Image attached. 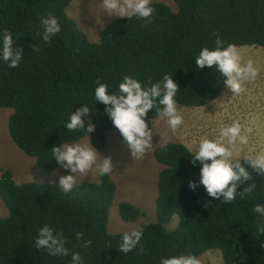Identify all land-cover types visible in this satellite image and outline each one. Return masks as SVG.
<instances>
[{
    "label": "trees",
    "instance_id": "16d2710c",
    "mask_svg": "<svg viewBox=\"0 0 264 264\" xmlns=\"http://www.w3.org/2000/svg\"><path fill=\"white\" fill-rule=\"evenodd\" d=\"M71 1L0 0V33L11 32L14 44L23 49L19 67L0 62V109L12 110L8 132L41 171L59 167L51 155L53 146L86 137L81 131L67 132L63 125L83 104L93 111L90 118L97 127L89 135L96 149L106 147L109 131L120 138L103 114L105 106L95 104L97 81L116 90L124 75L146 84L173 74L181 90L178 105L203 106L225 86L214 68L198 69L195 63L200 49L215 47L213 32L225 46H258L264 51V0H173L176 11L153 1L150 20L114 18L96 42L66 13ZM49 13L58 18L61 32L45 44L41 19ZM149 116L157 119L155 109ZM194 152L178 141H170L167 150L154 149V158L163 165L157 176L155 220L141 226L144 235L127 254L118 249L125 232L108 231L116 191L110 174L74 185L65 194L51 183H17L10 169H3L0 199L8 214L0 216V264H68L70 256L50 257L35 249L34 237L45 224L62 233L66 247L79 252L85 264H159L161 257L191 253L199 258L210 249L220 251L223 264H264V233L252 212L256 203L264 204V172L253 170L244 158L233 159L250 175L237 191L253 184L256 188L253 198L237 197L224 204L222 197H209L203 186L196 191L188 187L190 179L198 178L199 166L190 163ZM118 212L125 221L143 214L125 200ZM174 215L177 225L169 229ZM77 232L92 241L88 248L79 247Z\"/></svg>",
    "mask_w": 264,
    "mask_h": 264
},
{
    "label": "clouds",
    "instance_id": "9594fccd",
    "mask_svg": "<svg viewBox=\"0 0 264 264\" xmlns=\"http://www.w3.org/2000/svg\"><path fill=\"white\" fill-rule=\"evenodd\" d=\"M100 5L110 19L127 18L129 20L135 17L150 20L155 11L151 0H101ZM41 25L45 44L50 43L51 38L61 32L58 18L51 13L41 19ZM213 35L216 37L215 47L200 49L199 54L195 56L196 66L198 69L214 68L224 77V84L228 89L233 93H240L243 91L245 82L256 79L258 68L250 59L247 63H242V56L236 44L229 43L225 46V42L218 33L213 32ZM36 51H39V48ZM22 54L23 49L14 44L11 32L4 30L0 33V62L6 63L9 68H17L22 62ZM179 91H181L179 84L174 81L173 74L165 73L155 83L149 80L146 84L137 78L124 75L116 90H112L108 83L97 81L94 100L96 105L102 103L105 106L103 114L118 130L121 141L130 151L131 158L139 159L154 146L153 121L156 119L152 120V116H149L150 110L155 109L157 119L165 121L172 130H176L184 123V117L178 110L176 99ZM91 113L93 111L89 105L83 104L76 111H71L67 121L63 123L67 132L85 133L86 142H62L51 148L53 161L59 168L69 173L59 178V185L65 194L73 190L79 176L87 177L90 172H95L103 177L111 174L115 167L111 156H101L90 143L89 134L95 133L97 127L90 118ZM241 131L240 122L236 120L229 126L221 127L219 135L215 138H202L199 141L196 151L190 158L193 166H199L198 178L188 181V187L192 191L203 186L209 197L215 200H221L222 197L224 204H231L237 197L253 198L256 188L254 184L243 191H237L240 185L250 179L249 172L241 161L232 159L233 146L237 140L241 144L248 143V137L242 135ZM158 143L162 151L167 150L169 138L160 137ZM241 158H244V163L253 170L264 172V151ZM13 178L17 183H21L14 176ZM209 203L210 201L206 202L204 206L207 207ZM252 212L257 216L260 232L264 233V204L256 203ZM143 235L142 227L125 232L118 244L119 251L124 254L129 253L137 247ZM76 239L81 241L79 247L82 248H88L92 243L90 239H85L83 232H77ZM66 243L67 240L63 234L47 224L40 227L34 237L36 250L43 251L50 257L70 256L68 264H85L80 253L66 247ZM159 264H201V261L196 255L187 253L161 257Z\"/></svg>",
    "mask_w": 264,
    "mask_h": 264
},
{
    "label": "rangeland",
    "instance_id": "374dc122",
    "mask_svg": "<svg viewBox=\"0 0 264 264\" xmlns=\"http://www.w3.org/2000/svg\"><path fill=\"white\" fill-rule=\"evenodd\" d=\"M153 1L164 2L174 11L178 8L173 0H151ZM100 3L101 0H73L65 9L69 16L77 20L92 42L98 41L102 28L114 19H110L104 13ZM238 48L242 63H247L250 59L258 68L256 79L245 82L240 93H233L225 85L219 97L207 101L203 106L178 105L184 123L176 130L170 129L163 120H154V146L143 158H131L130 151L115 131L107 132L106 147L97 150L101 156H111L115 165L110 174L116 183V191L109 211V232H128L155 220L157 176L163 165L154 158L153 151L159 146L160 137L167 136L169 142H183L190 150L196 151L202 138H215L219 135L221 127L229 126L233 121L238 120L241 134L248 137V143L241 144L237 140L233 146L232 159L264 151V51L259 47L248 45ZM11 112L10 108L0 109V173L3 169L10 168L17 181L51 183L61 189L59 178L69 173L59 167L49 172L41 171L36 167L34 159L18 148L8 132L7 121ZM249 129L251 131H248ZM73 142H86V137ZM224 142L227 144V140ZM98 179L99 175L90 172L87 177L79 176L77 184ZM122 200L133 203L142 210L143 214L135 221L123 220L118 212V204ZM7 214V209L0 199V216ZM177 222L178 217L174 215L167 227L172 229ZM199 259L201 264H223L218 249L205 251Z\"/></svg>",
    "mask_w": 264,
    "mask_h": 264
}]
</instances>
